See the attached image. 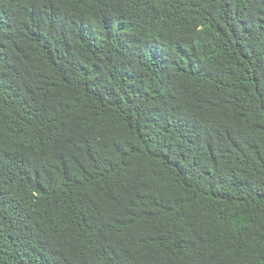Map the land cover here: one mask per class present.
<instances>
[{"label": "trees", "instance_id": "trees-1", "mask_svg": "<svg viewBox=\"0 0 264 264\" xmlns=\"http://www.w3.org/2000/svg\"><path fill=\"white\" fill-rule=\"evenodd\" d=\"M0 264H264V0H0Z\"/></svg>", "mask_w": 264, "mask_h": 264}]
</instances>
